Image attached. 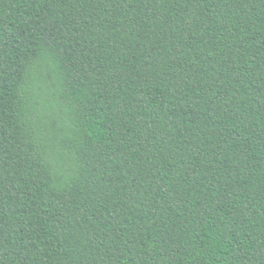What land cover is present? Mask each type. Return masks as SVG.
Wrapping results in <instances>:
<instances>
[{"label":"trees","instance_id":"trees-1","mask_svg":"<svg viewBox=\"0 0 264 264\" xmlns=\"http://www.w3.org/2000/svg\"><path fill=\"white\" fill-rule=\"evenodd\" d=\"M0 264H264V0H0Z\"/></svg>","mask_w":264,"mask_h":264}]
</instances>
